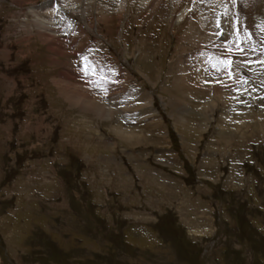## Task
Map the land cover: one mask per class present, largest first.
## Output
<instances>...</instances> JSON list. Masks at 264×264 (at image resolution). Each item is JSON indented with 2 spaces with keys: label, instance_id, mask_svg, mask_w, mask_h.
<instances>
[{
  "label": "rangeland",
  "instance_id": "1",
  "mask_svg": "<svg viewBox=\"0 0 264 264\" xmlns=\"http://www.w3.org/2000/svg\"><path fill=\"white\" fill-rule=\"evenodd\" d=\"M144 1L0 0V264H264V0Z\"/></svg>",
  "mask_w": 264,
  "mask_h": 264
},
{
  "label": "bare ground",
  "instance_id": "2",
  "mask_svg": "<svg viewBox=\"0 0 264 264\" xmlns=\"http://www.w3.org/2000/svg\"><path fill=\"white\" fill-rule=\"evenodd\" d=\"M260 1L261 0H255V1H253V2H255V3H260ZM65 2H66V0H45V4L42 6V8H44V10H47L48 8H50V6H51V8L55 11V13L57 12V13H61L63 10H65V8L62 6V5H64L65 4ZM69 2V1H68ZM164 2V1H163ZM250 2L252 3V0H250ZM144 4L142 5V6H150V4L151 3H153V0H149V1H147V0H145L144 2H143ZM246 4V3H245ZM246 5H251L249 2H247V4ZM254 5V4H253ZM252 5V6H253ZM61 8H60V7ZM161 7V6H160ZM39 10H41V7L39 8ZM44 10H42V11H44ZM67 10V9H66ZM34 11H36V10H34ZM175 17L174 18H177V20H180V19H182L183 17H184V15H185V12H186V8H176L175 10ZM52 12V11H51ZM41 13H43V12H41ZM37 14V12H36V14H37V16L39 17V22H38V24H40V26L41 27H43V26H49V27H53V25H55L57 22H58V19H57V17L58 16H56L53 20L52 19H49V20H45L46 18H44V16H43V14ZM171 13H173V12H171ZM43 25V26H42ZM58 25V24H57ZM56 25V26H57ZM59 26H57V28H58ZM54 28V27H53ZM52 28V29H53ZM213 28H214V30H217V32H219V33H222V31H220L218 28H217V21H215L214 22V24H213ZM54 29H56V28H54ZM221 36V35H220ZM70 75V74H69ZM69 75H67V76H69ZM70 77H72V76H70ZM193 78V77H192ZM68 79V78H67ZM199 79V78H198ZM209 81V80H208ZM211 81V80H210ZM64 86V85H63ZM67 86V85H66ZM181 86V85H180ZM218 87H219V83H218ZM181 88V87H180ZM65 89H67L66 87H65ZM74 94H75V96H74V100H78L79 98H80V94H78L76 91H74ZM82 94V93H81ZM82 96H84V95H82ZM95 110L96 111H98V112H103V111H105L106 110V108L104 107V106H102V105H100V106H98V107H96L95 108ZM120 136V135H119ZM121 138H123L122 136H120Z\"/></svg>",
  "mask_w": 264,
  "mask_h": 264
}]
</instances>
